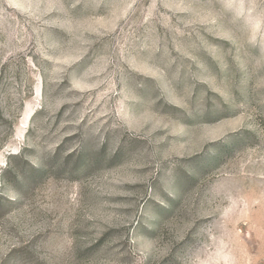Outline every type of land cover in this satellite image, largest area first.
I'll return each instance as SVG.
<instances>
[{
	"label": "rangeland",
	"instance_id": "1",
	"mask_svg": "<svg viewBox=\"0 0 264 264\" xmlns=\"http://www.w3.org/2000/svg\"><path fill=\"white\" fill-rule=\"evenodd\" d=\"M0 264H264V0H0Z\"/></svg>",
	"mask_w": 264,
	"mask_h": 264
},
{
	"label": "trees",
	"instance_id": "2",
	"mask_svg": "<svg viewBox=\"0 0 264 264\" xmlns=\"http://www.w3.org/2000/svg\"><path fill=\"white\" fill-rule=\"evenodd\" d=\"M232 145H234V144H231V146H222L221 148H220V153H219V155L218 156H210L209 157V159H208V161H207V166H210L211 164H214V162L220 157H222V155L226 152V151H229L233 146ZM219 158V159H220Z\"/></svg>",
	"mask_w": 264,
	"mask_h": 264
}]
</instances>
